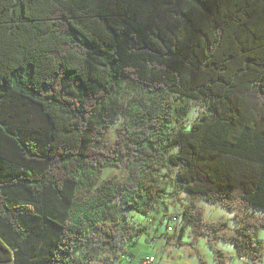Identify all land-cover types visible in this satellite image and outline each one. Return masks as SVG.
Segmentation results:
<instances>
[{
    "label": "trees",
    "instance_id": "trees-1",
    "mask_svg": "<svg viewBox=\"0 0 264 264\" xmlns=\"http://www.w3.org/2000/svg\"><path fill=\"white\" fill-rule=\"evenodd\" d=\"M181 193L167 229L260 259L264 0H0V264H122Z\"/></svg>",
    "mask_w": 264,
    "mask_h": 264
},
{
    "label": "rangeland",
    "instance_id": "rangeland-1",
    "mask_svg": "<svg viewBox=\"0 0 264 264\" xmlns=\"http://www.w3.org/2000/svg\"><path fill=\"white\" fill-rule=\"evenodd\" d=\"M195 115V110L191 112L190 117ZM124 118H121L118 124L110 131L107 136V143L114 142L116 132L115 128L122 124ZM127 176L125 167L107 168L102 173V180L115 178L124 180ZM164 205L157 206L149 216H141L135 213H128L129 220L136 226L145 227L151 235H143L138 239L137 245L132 249V255H129L123 264H142V258L151 255L156 258V264H217L215 262V253L210 247L207 238H200L199 242H193L192 230L190 227L183 228V221L173 227V231H168L167 221L169 216H179L190 204L189 197L181 193L179 198L170 197L165 200ZM202 208L204 218L209 221L224 220L229 224V234H234L235 223L232 220V213L221 207L210 205L205 201L199 202ZM166 208V209H165ZM259 240L262 244V253L260 259L255 264H264V229L259 231ZM216 247L228 257L230 264H252L245 259L236 256V247L234 244L218 240Z\"/></svg>",
    "mask_w": 264,
    "mask_h": 264
},
{
    "label": "built area",
    "instance_id": "built-area-1",
    "mask_svg": "<svg viewBox=\"0 0 264 264\" xmlns=\"http://www.w3.org/2000/svg\"><path fill=\"white\" fill-rule=\"evenodd\" d=\"M173 221H177L176 218L173 219ZM168 230H172L171 227H168ZM143 264H156V258L154 256H148L144 258Z\"/></svg>",
    "mask_w": 264,
    "mask_h": 264
},
{
    "label": "crops",
    "instance_id": "crops-1",
    "mask_svg": "<svg viewBox=\"0 0 264 264\" xmlns=\"http://www.w3.org/2000/svg\"><path fill=\"white\" fill-rule=\"evenodd\" d=\"M123 263H124V262H123ZM123 263H122V264H123Z\"/></svg>",
    "mask_w": 264,
    "mask_h": 264
}]
</instances>
